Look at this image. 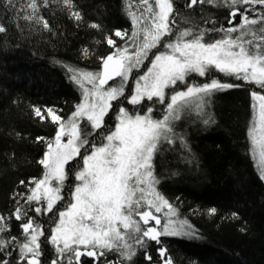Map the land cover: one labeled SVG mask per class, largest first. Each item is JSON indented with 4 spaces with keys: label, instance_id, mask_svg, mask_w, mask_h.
Segmentation results:
<instances>
[{
    "label": "snow or ice",
    "instance_id": "1",
    "mask_svg": "<svg viewBox=\"0 0 264 264\" xmlns=\"http://www.w3.org/2000/svg\"><path fill=\"white\" fill-rule=\"evenodd\" d=\"M60 2L77 24L83 22L81 12L73 10L74 0ZM123 3L132 31L115 29L112 35H105L113 51L99 57L100 70L65 66L68 78L82 94L75 111L65 118L54 108L33 109L39 120L50 118L56 125L52 139L37 137L47 149L38 161L44 173L42 178L29 181L33 185L31 194L23 197L30 206L35 202L42 207H15L12 212L15 221L20 222L23 240L11 235L8 217L0 214V264H42L44 231L28 215L29 210L57 217L52 234L45 238L56 254L50 264H85L82 257L90 258L92 264H134L140 253L148 264H154L148 252L150 242L161 245V237L168 236L200 238L187 220L173 219L178 216L177 209L157 190L160 181L154 174L153 161L163 143L172 144L177 138L184 143L183 137L176 135V122L182 112L194 106L206 117L204 124L215 123L205 109L216 93L246 84L264 89V0H185L183 5L177 0ZM48 4L49 0H26L19 9L25 12L21 18L35 20L51 31L48 21L39 15L41 7ZM184 8L198 9L199 19L213 27L201 28L197 12L184 13ZM206 8H228L227 23L232 26L217 28L213 15H204ZM89 27L102 29L98 23H90ZM7 31L0 23V34ZM213 31L223 35L206 40V34ZM113 37L124 40V46ZM82 55H90L89 50L82 49ZM142 67L146 70L134 75ZM214 72L243 83L218 79ZM193 75L206 78L205 82H190ZM117 78L118 84H109ZM181 84L183 90H179ZM168 89H172L171 94ZM251 100L249 151L258 161L259 178L264 181V94L252 91ZM125 101L134 107L144 105L146 114L130 112L121 106ZM145 101L165 105L166 114L154 118L153 107L145 105ZM113 102L118 108L114 129L108 128L105 121ZM77 158L82 167L74 173L79 183L73 185L71 202L64 210L53 212L64 199L65 181L72 172L67 166ZM20 184L25 185V181ZM165 209L167 219L162 225L156 214ZM216 212V208L209 209L210 215ZM232 215L238 218L236 213ZM152 221L154 225H150ZM13 251L17 256L10 260ZM110 253L119 259L113 261ZM158 253L163 264H173L166 248L161 246Z\"/></svg>",
    "mask_w": 264,
    "mask_h": 264
},
{
    "label": "trees",
    "instance_id": "2",
    "mask_svg": "<svg viewBox=\"0 0 264 264\" xmlns=\"http://www.w3.org/2000/svg\"><path fill=\"white\" fill-rule=\"evenodd\" d=\"M74 2L76 8L73 10L80 11L84 17L79 24L70 17L69 9L60 0H49L48 7H41L39 15L48 21L49 31L35 20L28 22L21 18L25 12L19 9L26 0H11V3L0 0V23L8 29L5 34H0V214L8 217L11 235L20 240L24 239L20 222L11 214L15 207H42L35 202L30 206L23 197L31 194L29 190L33 185L29 181L42 178L44 173L38 161L47 149L37 137L52 139L56 132V125L50 118L39 120L33 109L54 108L61 116L69 117L80 103L82 94L68 78L65 66L99 71V57L113 51L107 45L105 35H112L115 29L132 31L123 0ZM177 3L183 5L185 0H177ZM182 11L197 12L196 19L201 28L213 27L199 19L198 9L184 8ZM209 14L215 18L217 28L232 26L227 23L228 8H206L204 15ZM236 19L239 22V17ZM90 23H98L102 29L90 28ZM222 35L213 31L207 33L205 39H220ZM113 38L124 46V40ZM84 48L89 50L87 57L82 55ZM214 76L243 83L218 72H214ZM205 79L193 75L189 81L202 83ZM183 89L181 84L179 90ZM166 91L171 94L172 89ZM252 91L264 94V89L247 84L216 93L205 109L215 123L204 124L206 117L194 106L182 112L181 119L176 122V135L183 137L184 143L179 138L172 144L165 142L156 153L153 164L154 174L160 181L157 190L176 207L178 216L173 219L187 220L200 238L168 236L161 237V245L150 242L148 252L154 264H163L158 253L161 246L167 249L166 255L173 264H264V181L259 178L247 137L252 117ZM144 104L153 107V117L166 114L165 105L149 101ZM116 105L117 102H113V110L105 117L108 128L115 124ZM121 106L133 113L146 114L144 105L134 107L125 101ZM100 142L96 140L97 144ZM80 164L77 158L67 166L72 172L65 181L64 199L56 204L53 212L71 202V191L76 183L74 173ZM21 180L26 186L20 184ZM211 208L217 209L215 215L209 214ZM233 213L238 218L233 217ZM28 215L44 231L41 262L50 264L56 254L45 238L49 237L56 216L31 210ZM16 256L17 252L13 251L12 257L8 258L12 260ZM109 257L113 261L119 259L114 253ZM81 259L85 264H92L90 258ZM134 264L148 262L140 253Z\"/></svg>",
    "mask_w": 264,
    "mask_h": 264
},
{
    "label": "rangeland",
    "instance_id": "3",
    "mask_svg": "<svg viewBox=\"0 0 264 264\" xmlns=\"http://www.w3.org/2000/svg\"><path fill=\"white\" fill-rule=\"evenodd\" d=\"M146 66H147V63L145 64ZM146 70V67H142L141 69H140V72L139 73H134V75H139V74H141V73H143L144 71ZM111 82V81H110ZM109 82V83H110ZM112 82H114L115 84H118L119 83V78H117L116 80H114V81H112ZM114 84V85H115ZM131 84H132V82H131ZM131 87V86H130ZM81 100H82V96H81ZM81 100H80V102H81ZM75 111V110H74ZM73 111V112H74ZM115 111H116V113H117V111H118V108L116 107V109H115ZM163 116H161V117H154V118H156V119H160V118H162ZM115 124L117 123V120H116V118H115ZM84 123H87L86 121L84 122ZM115 124H114V126H115ZM114 126H113V129H114ZM67 140V137H65V141ZM253 158V157H252ZM254 164H255V166H256V168L258 169V167H257V164H258V161L256 160V159H254ZM80 166L82 167V161H81V164H80ZM258 171H259V169H258ZM76 183H79L78 181H76ZM75 183V184H76ZM70 198H71V195H70ZM61 207V206H60ZM66 208V207H65ZM60 210H64V208H59ZM164 212H166V209L165 210H163L161 213H157L156 215H158V216H160L161 217V221H162V225H163V223H165L166 222V217L164 216ZM136 219H138V217L136 218ZM55 220V222L51 225V227H50V235L52 234L51 233V230L55 227V223H56V221H57V217L54 219ZM150 225H154V221H152V222H150ZM50 235H49V237H50Z\"/></svg>",
    "mask_w": 264,
    "mask_h": 264
}]
</instances>
